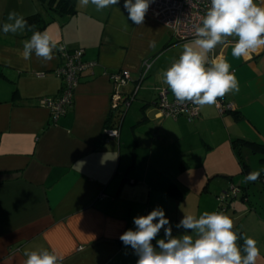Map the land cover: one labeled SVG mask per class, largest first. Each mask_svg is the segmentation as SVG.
<instances>
[{
	"label": "crops",
	"instance_id": "obj_1",
	"mask_svg": "<svg viewBox=\"0 0 264 264\" xmlns=\"http://www.w3.org/2000/svg\"><path fill=\"white\" fill-rule=\"evenodd\" d=\"M123 3L98 11L75 0L74 11L58 15L49 0H0V23L7 22L10 12L26 20L40 17L23 32H0V264H23L26 248L55 251L62 264H136L138 256L119 237L134 228L133 217L157 206L165 209L174 237L194 234L176 225L186 213L205 211H182L185 190L170 166L184 171L218 164L203 174L204 191L216 194L237 185L244 189L243 199L250 197V182H245L247 173L233 140L264 144V46L235 58V38L228 37L206 54V67L225 59L235 73L239 90L220 97L233 104V111L221 114L214 104L201 108L191 122L185 116L159 118L155 102L160 89L175 98L161 73L185 44L198 46L195 39H174L149 12L143 24H134ZM34 31H47L57 42L51 60L34 52L28 60L21 56ZM153 41L155 47H150ZM60 42L70 49L84 48L86 58L98 65L84 72L73 106L53 121L50 109L37 100L61 93L63 81L55 73L62 62ZM147 61L152 66L142 80ZM123 69L131 72L132 80L119 89L121 96L139 86L136 106L133 101L126 116L120 115L123 99L117 102L109 76ZM117 124L120 137L104 138V129ZM240 153L249 172H264V153L248 147ZM250 213L259 216L250 237L260 250L256 264H264V212ZM233 227L247 237L244 228L234 222ZM162 237L163 229L157 239ZM237 244L243 248V239Z\"/></svg>",
	"mask_w": 264,
	"mask_h": 264
},
{
	"label": "clouds",
	"instance_id": "obj_2",
	"mask_svg": "<svg viewBox=\"0 0 264 264\" xmlns=\"http://www.w3.org/2000/svg\"><path fill=\"white\" fill-rule=\"evenodd\" d=\"M81 6L89 3L100 11L120 0H79ZM153 0H124L123 8L128 19L136 25L144 23L145 15ZM264 0H209L206 13L194 27L196 39L193 47L185 44L179 57L161 73L175 99L180 103L191 102L201 108L216 104L217 98L230 91L239 90L235 73L225 59L212 61L206 67L207 56L217 47L234 37L232 56L247 57L264 46ZM28 22L23 15L10 12L7 22L0 23L4 34L23 32ZM57 42L47 31H34L24 42L21 56L28 60L33 52L45 60L53 58ZM155 47V42H150ZM260 171L249 172L245 182L257 181ZM134 228L123 232L119 239L138 256L136 264H256L260 255L257 241L242 237L234 231L233 220L222 212L186 213L177 228L193 230L194 234L174 237L170 219L165 209L157 206L147 215L133 217ZM163 229V237L157 239ZM243 239V248L237 244ZM155 240V244L153 241ZM23 264H62L63 257L48 249H24Z\"/></svg>",
	"mask_w": 264,
	"mask_h": 264
},
{
	"label": "built area",
	"instance_id": "obj_3",
	"mask_svg": "<svg viewBox=\"0 0 264 264\" xmlns=\"http://www.w3.org/2000/svg\"><path fill=\"white\" fill-rule=\"evenodd\" d=\"M264 6V5H261ZM209 0H153L149 6L148 12L157 21L163 23L169 28L171 35L177 41H188L196 39L194 27L199 23L207 8ZM58 54L61 57V64L56 68V75L62 79L63 86L59 96L57 97H40L37 100L39 106L50 109L52 112L53 121H58L59 118L65 115L73 106L75 92L81 77L85 71L95 68L98 65L97 61L86 58V50L84 48L70 49L65 43L60 42L58 45ZM152 66V62L144 63L141 72V78H145ZM111 77L115 91L119 96L118 101L122 100L120 108L121 116H125L131 103L135 100L139 86L128 94L125 98L122 97L119 89L128 84L131 80V72L128 69L119 70L109 74ZM120 93V95H119ZM169 90L166 88L160 89L156 104L157 116L178 118L185 116L188 120H194L201 114V107L194 105L191 102L180 103L175 98L170 99ZM216 107L223 113L226 108L233 109L232 103L226 104L223 99L217 98ZM120 124L106 127L103 131L104 138L117 139L120 137ZM240 192V187L232 185L227 191L228 195L234 196ZM221 201H225L226 197L222 196Z\"/></svg>",
	"mask_w": 264,
	"mask_h": 264
},
{
	"label": "rangeland",
	"instance_id": "obj_4",
	"mask_svg": "<svg viewBox=\"0 0 264 264\" xmlns=\"http://www.w3.org/2000/svg\"><path fill=\"white\" fill-rule=\"evenodd\" d=\"M257 2L259 3V0H257ZM136 102L137 101L134 103L132 102L133 108L136 106ZM185 118L188 120L187 117ZM251 157L260 159L261 156L259 154H254ZM218 166V164L209 165L208 163L205 165L202 163L201 165L198 164L195 167L184 171H181L179 167L170 166V170L174 171L175 169L173 176L178 177L179 184L183 185L185 190V198L181 201L182 211L222 212L223 214L228 215L231 219L234 218L235 221L233 222L239 227L244 228L247 237H250L255 232L253 220L257 217L259 218V216L251 214L250 211H258V213L264 212V181L262 180L263 182H261V180H259L258 182H250L248 187L250 197L244 199L242 198L244 189L241 186H239L240 192H238L236 196L233 194L228 195L227 191L229 190H219L216 194L205 192L204 186L207 178L203 179V174L205 171L213 172ZM236 184L240 183L236 182ZM212 187L214 188V181L210 184L211 190ZM222 196L226 197L225 201H221Z\"/></svg>",
	"mask_w": 264,
	"mask_h": 264
},
{
	"label": "trees",
	"instance_id": "obj_5",
	"mask_svg": "<svg viewBox=\"0 0 264 264\" xmlns=\"http://www.w3.org/2000/svg\"><path fill=\"white\" fill-rule=\"evenodd\" d=\"M74 2L75 0H49V7L53 8L56 10L58 15L68 13L70 11H74ZM40 17L38 15H33L27 19L28 25L34 24L36 21H39ZM223 99V98H220ZM224 100V99H223ZM226 103V101L224 100ZM228 104V103H227ZM233 109L226 108L225 111L221 114H226L227 112L233 111ZM236 114H239L238 112H235ZM233 147L238 153V157L240 162L242 163L243 171L245 173H249V165L247 160L241 156L240 149L242 147H248L250 148L253 152H259V153H264V144L250 140V139H244V138H236L233 140ZM264 159V158H263ZM264 176V172L261 174L260 177ZM245 197V196H244ZM238 234H241L239 232Z\"/></svg>",
	"mask_w": 264,
	"mask_h": 264
}]
</instances>
